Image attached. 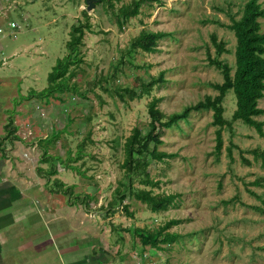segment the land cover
I'll return each instance as SVG.
<instances>
[{
	"label": "rangeland",
	"instance_id": "1",
	"mask_svg": "<svg viewBox=\"0 0 264 264\" xmlns=\"http://www.w3.org/2000/svg\"><path fill=\"white\" fill-rule=\"evenodd\" d=\"M20 1L7 0L0 7L7 9L0 14L3 31L0 42L4 47V54L0 53V80L12 83V89L0 88V115H12L14 123L17 102L23 98L21 84L28 79L32 85L36 82L38 90L48 87L49 74L68 54L71 28L84 21L83 13L88 7L87 0H37L35 4L23 5ZM129 1L122 0L116 8ZM245 1L162 0V4L150 1L143 5L138 17L124 19L122 28L119 26L122 19L104 3H97L93 11H87L93 32H86L80 56L83 62L69 83L86 87V83L100 76L111 75L131 40L145 30L163 32L166 37L158 43L155 53L126 54L110 88L136 87L137 77L149 80L161 72H165V84L128 105L100 89L87 92V99L65 93L60 99L36 100L20 117L18 138L23 142L33 144L37 137L46 138L54 131L62 133L49 151L52 156L68 160L70 152L71 158H76L79 145L84 143L82 158L72 164L76 170H66L56 161L58 175L50 183L46 179L45 188L53 187L54 179H59L75 187L76 197L86 199L85 195H94L89 206L81 202L71 206L76 211V245L81 253L92 245L90 259L99 257L104 264H264V212L252 209V206L264 209V163L250 152L264 153V138L241 121L223 131L220 156L216 151L218 128L212 125V111L194 112L188 120L166 130L160 150L177 156L165 162H152L148 171L160 183L155 193L177 195L167 211L152 213L134 198L125 201L133 216L122 206L111 211L108 206L124 175L120 167L124 143L135 127L145 128L149 123L148 103L153 98L161 99L159 107L169 115L196 104L206 95L218 94L209 85L223 83L221 72L208 65V50L213 57L216 55L210 36L215 33L226 42L229 53L221 59L234 66L236 38L229 29L228 10L231 14L239 13ZM259 1L264 8V0ZM25 13L31 15L28 21L23 18ZM215 20L226 27L215 24ZM260 21L264 32V19ZM12 23L18 28H12ZM12 33H16L15 38ZM28 38L43 39L45 44L44 52L39 54L41 58L26 67L24 79L13 68L29 61L31 55L17 46L18 41ZM34 86L26 90L33 94ZM48 101L50 105L46 107ZM259 107L264 109V99ZM224 108V116L230 120L237 108L233 92L227 95ZM256 120L264 123V115ZM88 133L91 140H86ZM231 142L236 146L232 156L228 154ZM36 152L31 155L40 161L43 152L39 149L38 155ZM29 160L32 171L36 161L32 157ZM39 165L49 170L48 164ZM255 181L260 184L254 185ZM135 186H139L138 181ZM58 195L60 205H68L67 198ZM172 221L176 222L168 231L180 238L169 247L143 248L134 235L137 228L157 232Z\"/></svg>",
	"mask_w": 264,
	"mask_h": 264
},
{
	"label": "trees",
	"instance_id": "2",
	"mask_svg": "<svg viewBox=\"0 0 264 264\" xmlns=\"http://www.w3.org/2000/svg\"><path fill=\"white\" fill-rule=\"evenodd\" d=\"M121 1L102 0L100 2L104 3L108 9L122 19V21H119L121 28L123 27L124 19L127 21L141 14L144 4L150 1L162 4V0H131L116 8ZM221 11H224V9H221ZM83 14L84 21L73 25L71 28L70 40L67 42L68 54L63 60H59V63L53 68L48 76V87L36 95L38 98L60 99L61 95L71 93L82 99H87L85 95L87 92L95 93L96 89H100L102 92L109 93L123 104L128 105L130 102L141 100L144 96L150 95L155 87L165 84V72H161L156 77H150L149 80L137 77L136 81L138 84L136 87L130 88L115 85L110 88L111 83L118 77L120 67L125 62L126 54L139 51L155 53L158 50V43L166 37V33L163 32H148L144 30L131 40L129 46L123 51L121 61L117 63V67L111 75L100 76L96 81L86 83V87H81L78 83L71 85L69 79L77 76L79 65L83 62L80 56L86 32H93V25L90 22L88 12L84 11ZM228 15L231 22L229 29L234 32L236 38L234 66L221 59L223 54L229 52L226 48V42L220 40L215 33L211 34L210 40L215 48L216 55L213 57L210 50L207 52L208 65L218 69L223 76V83H209L210 87L216 90L218 94L216 96L206 95L196 104L169 115L160 109L161 99L153 98L148 103L149 123L145 128L135 127L124 143L123 161L120 165L124 175L114 190V200L108 205L110 211L122 206L130 214L128 212L129 205L125 204L128 198H134L136 201L145 204L152 213L156 214L167 211L168 207L173 204L177 195L155 193L154 189L159 188L160 183L149 175L148 170L152 162H165V160L177 156L176 154L160 150V146L163 144L162 138L166 130L178 126L181 121L188 120L189 116L194 112L212 111V125L218 128L216 130L217 156L221 155L224 146L223 131L226 128L231 129L235 122L241 121L244 125L255 128L260 137L264 138V123L256 120L257 117L264 115V109L259 107V102L264 99V32H262L260 21L264 19V8L259 0H246L239 13L231 14L228 10ZM214 23L226 27L219 20H215ZM230 92H233L237 99V108L231 119L228 120L224 116V101ZM98 98L101 103H104V99L100 95H98ZM9 117L4 127L7 135L5 139L16 140L18 138L16 135L17 127L12 115ZM54 132L46 138L32 141L34 142L32 146L36 144L37 148L43 152L39 164H48L50 166L47 171L42 167L37 168L38 175L47 179L48 183L51 182L53 176L58 175L55 166L56 161L64 165L66 170H76L72 164L82 158L84 148V143L79 145L76 158H71L69 152L68 160L50 155L51 147L57 144L62 134L61 132ZM86 140H91V133H88ZM235 147L231 142L228 149L230 156H232V149ZM250 152L255 155L256 159H262L264 163V153L258 150ZM246 162L250 164L248 161ZM136 181L139 182V186H135ZM53 184V187H49V191L64 195L69 206H75L78 202L89 206L94 200L93 194L83 195L86 199H82L81 195L76 197L74 193L75 187L67 186L59 179H54ZM253 184L259 185L260 183L255 181ZM146 187H149V190ZM252 209L264 212L261 207L252 206ZM130 215L133 216V214ZM175 222L166 223L164 226L159 227L157 232L147 227L137 228L134 230V235L138 237L143 248L160 247L162 245L169 247L180 238L179 234L168 231Z\"/></svg>",
	"mask_w": 264,
	"mask_h": 264
},
{
	"label": "crops",
	"instance_id": "3",
	"mask_svg": "<svg viewBox=\"0 0 264 264\" xmlns=\"http://www.w3.org/2000/svg\"><path fill=\"white\" fill-rule=\"evenodd\" d=\"M36 1L20 2L23 5L35 4ZM6 2L7 0H0V7ZM6 10L5 7L0 8V14H5ZM30 17L31 15L25 13L23 18L28 21ZM44 44L43 39L37 41L28 38L18 41V48L23 50V53H29L31 57L29 61L24 60L16 64L13 68L15 72H19L26 79V67H30V63L37 62L41 58L39 54L40 51L44 52ZM0 53L4 54L1 42ZM34 85L36 82L32 85L28 79L26 83L21 84L23 98L18 100L15 109L17 136L21 134L20 117L23 116L24 111L27 112V107L31 103H36V100H43L36 95L44 88L38 90ZM30 86H34L33 94L26 90ZM0 88L12 89V83L0 80ZM14 101L16 102V98ZM45 105L49 106V101ZM7 121V115L2 113L0 115V264H104L99 257L96 260L90 259L93 258L92 245L85 253L80 252L76 245V211L69 205L62 207L61 196L45 188L46 179L37 172V168L41 167L39 158L37 157L36 160L31 155L36 151L38 155L36 144L32 146L23 142L20 137L16 140L5 139L7 135L4 127ZM31 157L36 163L33 170L29 171Z\"/></svg>",
	"mask_w": 264,
	"mask_h": 264
},
{
	"label": "water",
	"instance_id": "4",
	"mask_svg": "<svg viewBox=\"0 0 264 264\" xmlns=\"http://www.w3.org/2000/svg\"><path fill=\"white\" fill-rule=\"evenodd\" d=\"M102 0H87L86 1V4L88 5V7H87V11L88 12H91V11H93L94 9H95V7H96V4L97 3H100Z\"/></svg>",
	"mask_w": 264,
	"mask_h": 264
},
{
	"label": "built area",
	"instance_id": "5",
	"mask_svg": "<svg viewBox=\"0 0 264 264\" xmlns=\"http://www.w3.org/2000/svg\"><path fill=\"white\" fill-rule=\"evenodd\" d=\"M12 28H18L17 25H15L14 23L11 24ZM2 29H0V33H2ZM14 38L16 37V33L13 34Z\"/></svg>",
	"mask_w": 264,
	"mask_h": 264
}]
</instances>
